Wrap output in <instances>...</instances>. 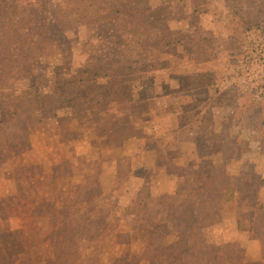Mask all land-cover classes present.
<instances>
[{"label": "rangeland", "instance_id": "obj_1", "mask_svg": "<svg viewBox=\"0 0 264 264\" xmlns=\"http://www.w3.org/2000/svg\"><path fill=\"white\" fill-rule=\"evenodd\" d=\"M129 2L140 25L125 30L45 0L36 20L48 53L20 77L0 74V264H222L207 262L202 240L262 255L236 215L243 173L258 175L264 208L256 10L248 0ZM219 166L223 214L201 230L194 184Z\"/></svg>", "mask_w": 264, "mask_h": 264}, {"label": "trees", "instance_id": "obj_2", "mask_svg": "<svg viewBox=\"0 0 264 264\" xmlns=\"http://www.w3.org/2000/svg\"><path fill=\"white\" fill-rule=\"evenodd\" d=\"M45 0H0V74L14 75L20 77L28 72L30 62L42 57L48 53V42L46 32L48 26L42 21L36 20L42 10V3ZM65 7L80 17L88 20H114L119 21L120 26L125 30H131L133 25H140L135 20L132 11L134 6L129 0H62ZM248 3L256 10L259 27L264 28V0H248ZM233 22V21H232ZM143 24V22H140ZM237 34L234 35L236 38ZM15 77V78H16ZM11 79L13 77L11 76ZM256 105L258 104L255 103ZM258 106V105H257ZM259 107V106H258ZM254 108H257L255 105ZM260 109L259 117L263 116V110ZM220 142L223 144L228 135L223 133ZM260 134L259 147L264 153L262 138ZM233 146L230 148L231 155H240L243 151L240 149L238 138H233ZM236 157V156H235ZM230 158V157H229ZM214 174H206V179L200 178L194 185L201 186L202 192L199 194L204 198L201 202L197 200L193 205H200L201 220L200 226L203 230V223H207L209 218L216 219L223 214V205L225 203V194L228 191L227 175L225 167L219 166L214 169ZM257 174L243 173L238 181L236 190L238 198L236 199V215L240 220H247L251 223L250 231L252 239L261 241L262 255L256 261H247L242 252L235 243H226L218 245H209L204 240L198 243L203 254L208 257V263H211L214 257L222 260V264H264V208L258 209L256 205V191L258 186ZM254 178L258 182L254 181ZM254 192V199L247 198L246 194ZM191 192H188V196ZM196 195V194H195ZM195 197V196H194ZM226 252L230 253L231 258Z\"/></svg>", "mask_w": 264, "mask_h": 264}]
</instances>
